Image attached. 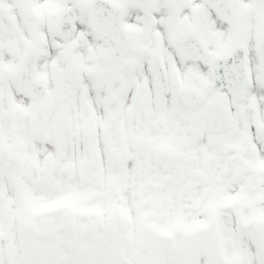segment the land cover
<instances>
[{"label":"snow or ice","instance_id":"1","mask_svg":"<svg viewBox=\"0 0 264 264\" xmlns=\"http://www.w3.org/2000/svg\"><path fill=\"white\" fill-rule=\"evenodd\" d=\"M0 264H264V0H0Z\"/></svg>","mask_w":264,"mask_h":264}]
</instances>
